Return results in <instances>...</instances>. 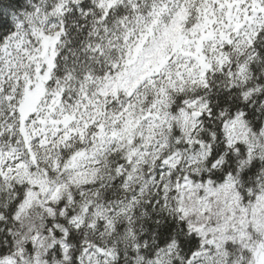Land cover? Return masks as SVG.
Returning a JSON list of instances; mask_svg holds the SVG:
<instances>
[{"label": "snow or ice", "instance_id": "6c2138e0", "mask_svg": "<svg viewBox=\"0 0 264 264\" xmlns=\"http://www.w3.org/2000/svg\"><path fill=\"white\" fill-rule=\"evenodd\" d=\"M0 264H264V0H0Z\"/></svg>", "mask_w": 264, "mask_h": 264}]
</instances>
